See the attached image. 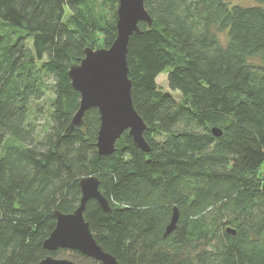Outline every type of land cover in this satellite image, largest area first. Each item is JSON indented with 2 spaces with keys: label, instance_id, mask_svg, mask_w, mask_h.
<instances>
[{
  "label": "trees",
  "instance_id": "16d2710c",
  "mask_svg": "<svg viewBox=\"0 0 264 264\" xmlns=\"http://www.w3.org/2000/svg\"><path fill=\"white\" fill-rule=\"evenodd\" d=\"M97 1L0 0V264L95 262L43 249L53 213L77 209L87 176L111 212L91 200L83 216L119 264H264V7L146 0L152 25L139 24L126 59L150 151L125 132L100 156L96 109L66 132L80 101L70 66L116 38L117 0H103L111 19ZM161 73L181 102L160 91ZM173 208L177 226L163 238Z\"/></svg>",
  "mask_w": 264,
  "mask_h": 264
},
{
  "label": "water",
  "instance_id": "95a60500",
  "mask_svg": "<svg viewBox=\"0 0 264 264\" xmlns=\"http://www.w3.org/2000/svg\"><path fill=\"white\" fill-rule=\"evenodd\" d=\"M146 0H117L116 38L109 48L94 50L86 47L82 61L74 63L68 70L72 88L80 95L79 108L73 115L67 133L74 127H84V114L92 109L99 116L95 149L100 156L115 152V144L123 133L131 137L133 145L148 153L150 147L143 133L147 126L135 112L131 103V81L128 79L127 52L132 35L141 33L140 23L150 27L151 17L145 10ZM214 137L219 138L222 132L211 129ZM81 198L79 206L73 213H53L54 230L43 243L48 252L69 250L78 252L98 264H119L118 260L98 246L90 227L83 216L88 201H95L104 213L111 212L110 206L99 191L100 182L95 176L79 180ZM172 215L163 233L167 238L177 226L179 212L172 209ZM229 232V231H228ZM38 264H75L70 259L54 258L51 255ZM90 264H93L92 262Z\"/></svg>",
  "mask_w": 264,
  "mask_h": 264
},
{
  "label": "rangeland",
  "instance_id": "374dc122",
  "mask_svg": "<svg viewBox=\"0 0 264 264\" xmlns=\"http://www.w3.org/2000/svg\"><path fill=\"white\" fill-rule=\"evenodd\" d=\"M97 4L99 5L98 6V9L101 13H103L104 15H106V17L108 19H111V17L113 16L112 15V7H111V4L109 2H106V3H103V0H98L97 1ZM240 5L242 7H246V6H257V5H260L262 7H264V0H260V1H256V0H232L231 1V5ZM117 7H118V4L115 5V11L117 10ZM68 14V13H67ZM68 15H66L67 17ZM219 40L220 42L225 45L226 44V41H227V34H220L219 35ZM29 46V44H28ZM104 47H102V44L101 42H98L94 48V50H101L103 49ZM156 82H157V86L158 88L160 89V91H164V92H167L169 93L175 101H178V102H181L182 98H181V95L178 93V92H174V91H171L168 87V84H167V79H166V74L165 73H161L157 78H156ZM39 104H42L41 101L37 102L36 105H39ZM34 105V104H33ZM42 109L46 110L47 107H45V105L42 107ZM36 123L38 125V129L39 131L42 130L40 129L39 127L40 126H46V122H45V119L44 117H36ZM88 119L90 121H94L95 120V116H93V113L92 114H89V117ZM42 127V128H43ZM57 258H60V259H68V257L66 255H58ZM56 258V259H57ZM93 264H98L96 262H94Z\"/></svg>",
  "mask_w": 264,
  "mask_h": 264
}]
</instances>
